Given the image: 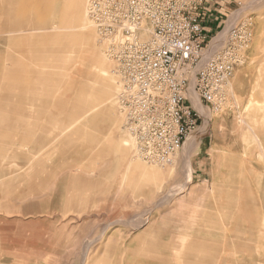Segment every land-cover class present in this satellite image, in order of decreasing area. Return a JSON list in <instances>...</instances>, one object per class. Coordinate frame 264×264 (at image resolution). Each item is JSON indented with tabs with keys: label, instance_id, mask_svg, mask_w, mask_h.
<instances>
[{
	"label": "rangeland",
	"instance_id": "1",
	"mask_svg": "<svg viewBox=\"0 0 264 264\" xmlns=\"http://www.w3.org/2000/svg\"><path fill=\"white\" fill-rule=\"evenodd\" d=\"M228 1L223 21L229 15V23L252 24L246 60L227 87L223 113L201 109L199 129L161 166L136 155L119 103L123 79L89 12L97 49L116 79L112 100L96 112L89 87L102 83L90 73L103 67L91 63L88 46L62 41L59 15L38 25L33 0H3L22 4L16 16L27 32L5 33L0 11V264H121L126 240L145 228L151 234L139 243L164 236L177 244H164L159 254L145 246L142 261L149 264H264V0H239L242 7ZM47 34L53 36L48 45ZM67 54L74 57L67 61ZM77 175L81 180L71 179ZM67 176L69 203L60 195L46 202L52 183ZM98 178L105 187L86 188L83 204L79 185ZM221 191L229 198V216L222 225L208 223L219 232L210 236L200 210L210 197L220 201Z\"/></svg>",
	"mask_w": 264,
	"mask_h": 264
},
{
	"label": "built area",
	"instance_id": "2",
	"mask_svg": "<svg viewBox=\"0 0 264 264\" xmlns=\"http://www.w3.org/2000/svg\"><path fill=\"white\" fill-rule=\"evenodd\" d=\"M213 4L207 0L89 3L104 51L123 79L119 103L124 128L135 141L137 156L147 163L169 164L199 129L201 109L211 115L223 113L227 87L246 60L252 24L238 19L229 23V17L223 21L224 16L213 13ZM237 4L242 7L239 0ZM207 21L220 29L215 35Z\"/></svg>",
	"mask_w": 264,
	"mask_h": 264
},
{
	"label": "bare ground",
	"instance_id": "3",
	"mask_svg": "<svg viewBox=\"0 0 264 264\" xmlns=\"http://www.w3.org/2000/svg\"><path fill=\"white\" fill-rule=\"evenodd\" d=\"M6 1H8V0H6ZM14 1L15 0H9V3L14 2ZM88 1H90V0H33L32 11L37 16L35 18L36 19V23L38 25H41V26L44 25L45 23H47V21L52 16L59 15L61 17L62 23L64 25V26H62L60 28L61 33L59 35V37L60 36L63 37L62 41H65L66 39L72 38L73 41L77 40L78 42H81V43L87 45L88 49L90 50L89 52H90V55H91L90 56L91 57L90 58L91 63H94L96 66L103 67V69H101V70H96L95 69V70H92L91 73H90V71L88 72V75L91 74V76L95 80H99V82L101 81V83H102V86H101L102 88H100V89H98L96 87H89L91 95L89 96L88 100L91 102L90 104L94 105V106H92L91 111L92 112H96L98 110V108H99L98 104L101 103V105L102 104L104 105V104H106V103H108V102H110L112 100L114 89H116L115 88L116 87V82H115L116 79L113 76H111L109 63L106 62V60L103 59V57L101 56V54L99 53V51L97 49V46H98V45L96 46L97 42L95 43V40L97 38L96 37L94 38V34H93V30H92L93 26L90 23L91 21H89L90 20V18H88L89 15H87V13H86V11H88V10H86V5H87ZM2 2H3V0H2ZM17 4H13V5L9 4V6H5L4 2H3V6H1L2 8L0 9L1 14L5 16V27L6 28L4 29V32L9 34V35H15V34H18V33L27 32L26 30L25 31L20 30L19 19H18V17L16 15H20L23 10L21 8L22 4L20 5V3H19L20 7ZM88 6H89V4H88ZM55 27H56V25H55ZM2 28H4V27H2ZM38 31L42 32L40 30H38ZM45 32H47V31H45ZM67 32H69V34H66ZM44 34H46V33H44ZM52 37L53 36H50V35L45 37L43 39L45 41L44 44L47 43L46 45H48V43L51 42ZM41 41H42V39H41ZM96 41H98V40H96ZM42 44L43 43H41V45ZM39 45H40V43H39ZM39 45L37 44V46H39ZM14 46L15 45H13V47ZM72 57H74V56L72 54H69L68 56H66V60L68 61ZM32 61H33V58H32ZM6 63H5V65H6ZM112 66H114V65H112ZM115 69H114V71H115ZM115 72H117V71H115ZM85 74H86L85 71H83V70L79 71V75L80 76H84ZM118 80H117V84L119 85L120 81L118 82ZM82 85H81V87H85V85L84 86H82ZM195 106H197V105H195ZM259 106H260V109H262L261 108V104L258 105L257 108ZM257 108H256V110H257ZM260 109L258 108V111H262ZM87 116H89V115H87ZM254 118H258V117H254ZM249 119H251V118H249ZM259 134H261V133H259ZM259 145H261L260 142H259ZM263 155H264V153H263ZM257 221H259V220H257ZM258 228H260V227H258Z\"/></svg>",
	"mask_w": 264,
	"mask_h": 264
},
{
	"label": "crops",
	"instance_id": "4",
	"mask_svg": "<svg viewBox=\"0 0 264 264\" xmlns=\"http://www.w3.org/2000/svg\"><path fill=\"white\" fill-rule=\"evenodd\" d=\"M235 3V2H234ZM212 5V4H211ZM230 5H231V1H228L226 2L225 1H222V0H218V1H214V4H213V13L215 15H218L217 17H225L226 15V11L227 10L226 8L230 9ZM230 11V10H229ZM229 17V15H228ZM217 23H220V21H217ZM215 29L212 30V32L214 33L215 30H217V27L214 26ZM212 33V34H213ZM54 160V159H53ZM53 160H51L53 162ZM62 162L60 160L58 161H55V164H53L51 166V168H49L51 171H54V168L55 170L58 169V164ZM86 164V163H85ZM88 166V164H87ZM97 172H100L99 170H97ZM74 181L80 179L81 178L77 175V176H72ZM68 179L70 180L69 176H67V178H64L62 177L61 179H57V181L53 184L52 183V186H51V195H49L51 197V199H46V202H50V203H56L58 202V200H56V198L60 195L61 197V202L62 203H66L68 202V200H66L67 196L65 194V190L64 189H67L68 187L72 188L73 186H70L68 184ZM84 180V179H82ZM65 181V182H64ZM73 181V182H74ZM79 183V181H77ZM85 181H84V184H80L79 186L84 189L83 191V196H81V198L83 199L82 202L83 204H85V189H90V188H102V187H105L101 184V179L98 178V180H92V181H87V183H90L91 185L87 184L85 185ZM107 187H110V185H108ZM58 191H60V193H57ZM100 194H101V191H99ZM80 198V199H81ZM217 199H220V201L216 200L214 202L213 200V197H210V201L207 200L206 201V206H205V210H200V212L202 213H206L204 218H205V224H206V230H205V234L207 235H210V236H214V235H218V229L217 230H214L213 227H207L208 223H210L211 225L213 224V221L216 220V221H221V225L224 223L223 222V219H228V216H229V211H230V207H229V198L227 197H224L223 196V192L221 191L220 192V195H218L216 197ZM239 198V197H238ZM240 199V198H239ZM232 200H236L238 202V199H232ZM69 203V202H68ZM241 206L242 204H244V202H240ZM243 209H241V212H242ZM239 210H236L234 211L233 213H238ZM201 213V214H202ZM219 213V214H218ZM191 217V216H190ZM236 219H242V215L239 216L237 215L236 216ZM146 230H143L139 233V235L135 236V237H130L126 240V243L124 244L123 246V257H122V263L121 264H139V263H142V264H145L146 262H143L142 261V258L144 257L143 255V252L146 250L145 249V246L148 247V250L149 251H152V252H156L157 254L159 253H162L163 252V249L165 248H168V247H163L164 244H166L167 246H175L177 244L173 243V242H170L169 240L166 241L164 239V236L161 237V239H158L157 237H155L154 239H152L151 237L148 239L149 242H147V240L145 242H142V243H139L141 241V238L147 234H151L150 231H148L147 228H145ZM222 230V228H221ZM222 234V233H221ZM133 235V234H132ZM173 241V240H172ZM173 248H171L172 250ZM128 253V254H127ZM141 253V254H139ZM129 255V256H128ZM138 256V259H133V256ZM140 257V258H139ZM136 260V261H135ZM161 260H163V258L161 257ZM165 264L164 262H160L158 264ZM146 264H149V263H146Z\"/></svg>",
	"mask_w": 264,
	"mask_h": 264
}]
</instances>
